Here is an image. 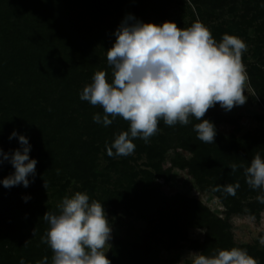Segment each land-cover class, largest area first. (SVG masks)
Wrapping results in <instances>:
<instances>
[{
    "label": "rangeland",
    "instance_id": "rangeland-1",
    "mask_svg": "<svg viewBox=\"0 0 264 264\" xmlns=\"http://www.w3.org/2000/svg\"><path fill=\"white\" fill-rule=\"evenodd\" d=\"M85 1L79 3V7L87 8L83 16L94 27L96 25L94 33L86 40L92 45L91 50L95 49L89 63L91 70L80 64L76 68L79 71L69 84L66 70L74 66L68 64L65 67V52L56 46L46 52L31 73L13 76L4 85L0 104V148L4 152H14L20 148L18 136L9 139L15 130L18 135L23 134L29 138L32 146L30 158L38 161L34 182L29 177L27 188L22 184L16 185L12 192L0 195L1 215L9 216L21 211L33 222V225L23 228L19 234L8 232L12 263L19 264L23 258L25 264H37L47 257L48 264H52L54 253L48 244L42 243L50 228L43 216L47 212L59 214L63 199L76 192H86L90 201L104 204L112 229L110 240L104 248L108 257L110 250L120 241L145 242L149 231L147 220L140 215L141 206L146 205L151 215L155 212L160 214L163 199L174 200L178 196L196 199L217 217L227 220L236 245H252L260 251L264 250V245L259 243L264 238V210L257 216L230 212L215 190L202 188L189 168L182 167V164L194 158V154L179 142L165 146L163 157L155 160L159 170L151 165L154 161H150L146 154H139L136 149L128 155L130 157L116 156L113 160L108 159L106 147L124 129L130 130V123L117 116L107 127L98 124L93 117L97 113L103 116V108L80 98L84 87L92 83L96 72L105 71L109 82L114 79V69L108 64L107 51L116 40L115 31L128 14L144 22L157 24L174 21L180 28L190 27L196 21L202 22L210 31L215 25H233L247 45V50L242 54V63L247 72L244 86L246 101L230 111L221 108L218 103L210 109L217 114L216 125L226 136H235L240 141L247 137H260L264 141V99L252 84L250 74L256 64L257 73L264 75V5L254 3L249 9L240 5L237 14L229 13L228 9L213 11L205 6L201 14L193 0H140L136 9L119 16L113 13L117 0H104L103 4L102 0ZM37 9V5L29 0H19L7 11L8 15L0 16V26L3 25L0 29L3 34L1 37L8 32L11 35L8 47L11 56L18 54L23 45L30 44L35 25L32 13ZM100 10L107 12L103 16V23L98 17L101 16ZM247 10L249 14L245 22L241 15ZM253 14H257L258 18L249 23ZM42 21H45L44 18ZM236 23L241 25L237 26ZM52 25L57 31L55 19L49 21V28ZM57 32L61 33V30ZM51 61L63 64L58 63L49 69ZM59 68L64 69V72ZM82 72L91 73L85 76ZM10 96L18 99L13 102L15 99L10 100ZM109 118L112 119L111 116ZM189 121V124L180 126L184 132L179 134V138L184 135V138L189 139V136L194 135L196 124L190 117ZM78 161L87 162L89 174L94 172L98 175L97 178L90 176L96 187L94 191L85 186L82 171L77 166ZM149 172L153 174L152 177ZM25 197H28L27 202ZM242 199V204H246V200ZM185 230L188 239L177 235L179 243L176 246L172 245V238L168 234L155 233L154 238L149 239L150 249L145 254L143 264L193 262L202 250L194 248L192 242H203L206 228L187 225Z\"/></svg>",
    "mask_w": 264,
    "mask_h": 264
},
{
    "label": "clouds",
    "instance_id": "clouds-1",
    "mask_svg": "<svg viewBox=\"0 0 264 264\" xmlns=\"http://www.w3.org/2000/svg\"><path fill=\"white\" fill-rule=\"evenodd\" d=\"M114 35L116 40L107 51L114 79L109 82L106 72L98 71L80 96L81 100L103 108V116L95 114L94 122L107 127L119 116L130 123V130L118 134L107 146L109 156L132 154L136 148L134 139L147 142L156 134L160 119L169 126L178 122L187 125L189 117L194 116L201 121L195 125L198 139L215 142L216 127L204 118L206 112L217 103L229 111L245 103L247 72L242 54L247 45L241 38L224 34L217 42L200 21L180 28L174 21L144 22L132 14L124 18ZM17 136L20 148L8 153L0 148V163L8 161L15 169L3 179L5 188L21 184L27 188L29 177L34 182L36 176L38 161L30 158L29 138L14 130L9 139ZM230 168L235 171L237 165ZM245 175L249 186L264 188V158L259 153L245 169ZM239 187L237 183L223 190L235 195ZM257 199L264 203V195ZM43 218L50 228L42 243L48 244L54 253L52 264H111L104 251L112 231L104 204L90 201L86 192H76L63 199L59 214L47 212ZM259 243L264 245V238ZM19 264H25L23 258ZM37 264H48L47 257ZM193 264L258 261L247 250L233 247L211 256L199 254Z\"/></svg>",
    "mask_w": 264,
    "mask_h": 264
},
{
    "label": "trees",
    "instance_id": "trees-1",
    "mask_svg": "<svg viewBox=\"0 0 264 264\" xmlns=\"http://www.w3.org/2000/svg\"><path fill=\"white\" fill-rule=\"evenodd\" d=\"M19 0H0V16L8 15L7 11L14 7ZM30 3L37 5V11L32 13L34 29L32 40L27 46L23 45L18 54L11 56L8 47L11 43V35H3L0 32V104L4 95V85L7 84L13 76H24L32 72L35 66L46 52L52 51L56 46L65 52V67L73 65L74 67L66 70V77L69 84L73 81V76L79 71L76 68L83 64L90 70V60L94 55L92 45L86 42L87 38L94 33L95 27L93 23H89L84 18L85 8L79 7L80 2L85 0H29ZM103 1L101 3L103 4ZM140 0H121L115 1L113 13L125 15L129 10L136 9L137 3ZM196 3L199 12L203 13V7L207 6L213 11H224L228 9L231 14H237L240 11V5L249 9L251 5L257 3L259 6L264 5V0H193ZM6 7H10L9 9ZM5 9V10H4ZM12 11V10H11ZM100 22L103 23V16L107 13L106 10H100ZM249 10L242 17V21L247 20ZM44 18V22L42 21ZM258 18L257 14H253L249 23ZM55 19L57 31L53 25L49 28V21ZM102 19V20H101ZM48 23V25L46 24ZM42 23V24H41ZM244 23V22H243ZM235 25H241L236 23ZM3 25L0 26V29ZM52 30V31H51ZM58 33V34H57ZM213 37L219 42L224 34L235 35L241 37V34L235 31L233 25L225 26L223 24L215 25L211 31ZM54 38H52V37ZM51 37V38H48ZM90 38V37H89ZM97 41V38H95ZM48 45V46H47ZM50 46V47H49ZM52 48V49H51ZM90 56V57H89ZM61 60V59H60ZM63 64V62H58ZM49 62V69L58 64ZM72 67V66H71ZM61 68V67H60ZM59 68V70H61ZM70 68V67H69ZM31 70V71H30ZM258 66L253 65L250 70L251 81L255 88L259 91L264 99V75L257 73ZM64 72V69L61 72ZM85 76H90L82 72ZM79 75V74H78ZM263 79V80H262ZM75 94V93H74ZM13 98L15 100H13ZM10 100L16 102L17 97L10 96ZM217 114L209 109L205 114V119L214 122L217 134L215 142L206 143L198 139V134L194 131V135L189 139L184 138L181 124L173 126L167 125L163 119L158 121V130L156 134L149 138L147 142H141V138H135L134 143L139 154H146L150 161H154L151 165L159 170L160 167L155 160L162 158L165 152V146L173 145L176 142L182 144L183 147L193 152L194 158L182 164V167H188L189 170L197 177L198 183L202 188L213 189L227 204L230 212L245 213L251 216H257L264 210V203H260L258 196L264 195V188L254 189L246 182L245 169L250 166L251 161L259 153L264 158V141L262 138H244L240 141L235 136H226L216 125L215 118ZM192 122L200 123L194 116H190ZM163 130V132H162ZM129 131V129H124ZM177 138H179L177 140ZM158 140V141H156ZM180 140V141H179ZM140 141V142H138ZM107 151V147H106ZM8 153V152H5ZM113 160L116 155L106 156ZM130 157V156H125ZM2 159V156H0ZM237 165V169L232 171L230 166ZM77 166L82 171L83 182L86 187L94 191L96 188L92 183L90 176L97 178V174L92 172L89 174L87 162L78 161ZM15 171L12 164L8 161L0 163V195L12 192L14 187L5 188L3 179ZM150 177L153 176L149 172ZM239 184L240 187L236 190L235 195L227 194L223 189L227 185ZM240 196V199H239ZM242 200H246V204H242ZM252 198V199H251ZM140 215L147 220L148 233L145 237V242H126L120 241L117 246L113 247L109 252L111 264H143L145 262V254L149 251V239L154 238V234L161 232L168 234L172 238V245L176 246L179 241L176 239L180 235L182 239H188L185 227L187 225H196L206 228V235L203 242L193 241L192 246L196 249H201V254L211 256L218 253L219 250L231 249L233 247L245 249L254 257L258 264H264V250L260 251L252 245L238 246L234 243L231 225L227 220H222L213 214L209 208L203 205L200 201L185 196H178L174 200L163 199L161 212H155L151 215L148 207L145 205L140 208ZM33 225L31 219L27 218L23 212L17 211L12 215L0 214V264H13L10 249V241L8 240L11 231L15 234L21 233L25 227ZM186 264H193L188 261Z\"/></svg>",
    "mask_w": 264,
    "mask_h": 264
}]
</instances>
